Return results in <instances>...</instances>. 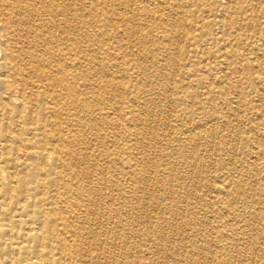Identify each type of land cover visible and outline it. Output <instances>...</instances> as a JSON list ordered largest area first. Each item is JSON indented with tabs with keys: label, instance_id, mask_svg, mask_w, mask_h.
I'll return each mask as SVG.
<instances>
[{
	"label": "rangeland",
	"instance_id": "obj_1",
	"mask_svg": "<svg viewBox=\"0 0 264 264\" xmlns=\"http://www.w3.org/2000/svg\"><path fill=\"white\" fill-rule=\"evenodd\" d=\"M67 1L59 3L79 20L73 32L44 29L35 47L19 36L7 43L0 32V89L13 81H77L58 62L48 74L45 47L71 37L82 48L85 27L96 44L83 71L94 85L89 103L95 113L113 112L81 128L72 123L73 157L89 156L85 163L49 159L51 180L13 169L1 176L8 197L23 187L41 188L39 199L54 195L44 186L80 195L60 194L67 208L49 214L67 219L73 237L62 227L0 222V264H45L47 247L52 264H264V152L249 157L257 143L264 148V0ZM115 81L123 87L118 105ZM1 90L0 143L26 142L19 132L34 115L16 91ZM96 131L110 138H95ZM193 143L196 169L184 159ZM93 202L97 219L89 214ZM11 213L37 217L9 206L0 219Z\"/></svg>",
	"mask_w": 264,
	"mask_h": 264
},
{
	"label": "bare ground",
	"instance_id": "obj_2",
	"mask_svg": "<svg viewBox=\"0 0 264 264\" xmlns=\"http://www.w3.org/2000/svg\"><path fill=\"white\" fill-rule=\"evenodd\" d=\"M59 1L68 2L67 0H0V32H4V38L7 40V43L11 42L10 40H14V37L17 38L19 36L24 42L28 43L32 47H35L37 43H35L36 41L33 40V37L36 36L37 39H41L44 29L59 31L61 34L66 33L67 31L69 33L72 30H77L76 25L79 27V20L73 17L71 13L65 7H63L65 5L60 4ZM83 28L81 29V32L83 33L82 35L84 36V34H86L84 36L86 38V45L84 47L79 48L74 46L73 43L75 42V39L71 37L63 40L64 42L62 45H56L55 47H49L48 45H46L45 47V55L48 58L46 61V64H48V74H50L53 70L51 69L50 65H52L53 62H58L62 64L64 66V70H66L67 73H70V75H73L77 81H34L28 84L15 83L13 81L10 85H2V90L0 89L2 93H7L6 91H8L9 89H12L13 92L16 91L20 96L19 98H21V103L23 104V106L28 108L31 111V114H33L34 116H31L29 120L27 119L28 121H26L27 123L25 124L23 131L19 132V136H21V138L22 136L26 135L29 136V138L26 139V142H22L18 137V140L15 142L19 146H14L15 142H13L12 146L8 143L7 145L3 143L2 145L0 143V179L4 174L10 175L12 171L11 169L19 171L20 174H23V176H27V173H29L30 171L33 176L36 175L37 172H43V174L48 176V179H50L49 176L52 177L55 175H53V169H47V161L49 159H53L58 162L63 157L61 161L65 163V158L67 157V155H69V157H73V152L76 150V141H71L70 138H68L71 132L70 127L72 123H76V125L81 128L83 126H87L88 123H93L95 121L110 120L109 112H113V109L111 107H105L101 109L99 113L97 112V114L89 103V100L92 99L93 96L94 85L90 81V77L87 75V73L83 74V71L85 69V71H87L88 67L90 68V61H92V58L90 57L91 54L95 52L94 47L96 44L93 43V40L90 41L89 36L87 35L90 34L92 37L94 36L92 29L90 30L85 28L87 29L85 31ZM32 33H34V35H31ZM100 49H104V51L107 52L105 48L100 47ZM39 66V63L34 61V67L40 68ZM54 66L52 67L54 68ZM13 72V74H16V71ZM70 82H72V84ZM115 83L117 82H114V94L111 97L112 101H114L118 96L116 90L120 91L123 88L122 85ZM11 98L13 97H10V99ZM138 101L139 100L137 99L136 103H138ZM85 102L86 105L83 106ZM114 102H116V100ZM123 104H126V102H124ZM115 105H118L117 102L115 103ZM72 107H74L76 110L75 115H70L68 113L69 111L64 112L66 111V109ZM62 109L63 112L61 113ZM83 116L88 117V119L86 121L81 120ZM97 116L100 120L96 118ZM35 117H37L38 120H36L35 123H31ZM30 125H32L33 127H29ZM203 125L204 124H202V126ZM0 128L2 130L5 129V127L3 126ZM150 133L151 129L148 131V134ZM101 134H103L104 137L110 138L108 136V133L100 131H96V133L92 136L96 138ZM123 136V133L119 134V137L124 140ZM188 145L189 143L184 144L183 146L186 149ZM196 147L197 144H191L189 151L190 154L184 156L186 162L190 161V163L193 164L192 166L195 167L194 169H196L194 162L198 160L197 155H195V151L197 149ZM263 150V146L257 143L256 147H252V150L249 153V157L255 161L257 160V156L259 155V153L261 154L264 152ZM63 153H65L64 156ZM76 156L78 157V159L73 157L74 161L78 160V162L84 163L85 161H88L87 159L89 157H84L77 151ZM250 158L249 160L251 166L255 165V163L252 162ZM47 172L50 174H48ZM23 179L25 178H21V183ZM43 189L47 191L52 190V193H54V195L49 194V196L39 199L40 193L36 190H41V188L25 189V187H23L21 191H14L16 193L11 197H8L6 191H4L3 189L0 190V214L6 211L9 206H11L12 208L19 207L24 211L25 209L34 211L37 215L34 220L24 221L22 220V218L24 217V213H21L20 216L15 217H11V213L10 216L7 215L5 216V218H3V215L1 214V217L3 219H0V222L17 227L29 224V222L36 227H41L43 225H47L49 228L52 227L53 229L56 227H62L64 234H70V236L73 237L72 234L74 233L75 235L76 231L73 226H70L71 224L67 219H63L60 216H58V218H54L49 214L58 212L61 215V213L67 208L68 204L63 203L60 199L57 198L60 194L68 192H72L74 195L76 194V196L80 194H77L78 192H75L76 190L74 187L65 186L57 187V189H52L50 187L46 188L44 186ZM59 189L62 190V193L59 191ZM7 200L9 202H7ZM77 201H79V199H77ZM76 204L77 202L72 205V207H74ZM45 211H48V213L45 214ZM98 211L99 208L96 207V204L94 205V202L89 205V214H91L93 218L97 219V216L100 215ZM95 221L92 224H98V226L101 224L98 221L97 223H95ZM43 247L45 248L46 245L43 244ZM46 249L47 251L43 253V256L47 258L45 264H52V262H48L50 260L49 256L51 249L49 250L48 247ZM63 251L64 249L62 247H59L57 253L63 255ZM36 254L38 255V252Z\"/></svg>",
	"mask_w": 264,
	"mask_h": 264
}]
</instances>
